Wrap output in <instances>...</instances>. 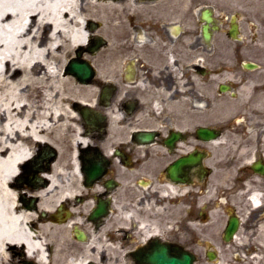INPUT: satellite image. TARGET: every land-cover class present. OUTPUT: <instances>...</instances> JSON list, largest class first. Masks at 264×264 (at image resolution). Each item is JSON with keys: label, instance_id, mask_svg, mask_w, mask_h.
Here are the masks:
<instances>
[{"label": "flooded vegetation", "instance_id": "1", "mask_svg": "<svg viewBox=\"0 0 264 264\" xmlns=\"http://www.w3.org/2000/svg\"><path fill=\"white\" fill-rule=\"evenodd\" d=\"M105 86L48 264H264V0H115Z\"/></svg>", "mask_w": 264, "mask_h": 264}, {"label": "bare ground", "instance_id": "2", "mask_svg": "<svg viewBox=\"0 0 264 264\" xmlns=\"http://www.w3.org/2000/svg\"><path fill=\"white\" fill-rule=\"evenodd\" d=\"M95 38L107 43L99 54L105 61L94 82L82 84L67 67ZM114 73L115 0H0V264L17 256L20 264H48L47 246L58 235L50 213L81 186L76 155L88 140L78 107L95 108L99 86ZM43 146L59 155L50 172L40 174L50 184L17 186L20 167ZM22 195L38 198L37 208H28Z\"/></svg>", "mask_w": 264, "mask_h": 264}, {"label": "water", "instance_id": "3", "mask_svg": "<svg viewBox=\"0 0 264 264\" xmlns=\"http://www.w3.org/2000/svg\"><path fill=\"white\" fill-rule=\"evenodd\" d=\"M104 40L102 39H97L96 44L94 47H92L89 51L91 53H95L100 49V47L104 44ZM82 56V51L77 53V58L71 61V63L68 66V72L75 75L77 79L82 82V83H90L91 80L93 79L95 75V71L93 68L89 65L88 62L84 61L81 59ZM114 92L113 87H106L104 88L102 94H101V103H105L106 105H109L111 102L112 94ZM83 115L86 118L87 122L91 125H95L98 123L97 117L100 114H96L91 108H85L83 110ZM56 156V151L51 148V147H44L42 149V152L40 155L37 157V159L33 162L32 164V170L36 172L41 171L42 168L40 165L43 164L44 161H46L47 166H49L50 162L55 158ZM41 181L35 176V179L31 181L32 186L38 185ZM23 202L29 207V208H35V199H27L25 196H23ZM26 264H34L31 262H27Z\"/></svg>", "mask_w": 264, "mask_h": 264}, {"label": "rangeland", "instance_id": "4", "mask_svg": "<svg viewBox=\"0 0 264 264\" xmlns=\"http://www.w3.org/2000/svg\"><path fill=\"white\" fill-rule=\"evenodd\" d=\"M88 14H89V13H88ZM89 16H90V15H89ZM99 26H100V25H98L97 28H99ZM106 44H107V43H106ZM106 44H105V45H104V46H103L98 52H96L94 55H90V54H89V56L94 57V59L91 60L92 63H93V65H92V63H91V65L96 69L97 72L102 68L103 62L105 61V60H103V58L99 57V54H100L101 50L106 46ZM111 76L114 77L113 80H105V81H106V82H112V83H115V73L112 74ZM66 155H69V154L67 153ZM22 172H23V171H22ZM20 178H21V177L18 176V177L15 179V182H17ZM26 188H29V187H26ZM20 261H21L20 258L17 256V259L14 260L13 264H20Z\"/></svg>", "mask_w": 264, "mask_h": 264}]
</instances>
